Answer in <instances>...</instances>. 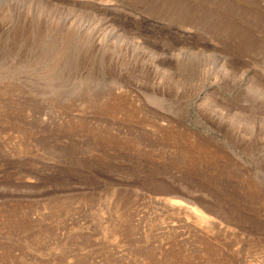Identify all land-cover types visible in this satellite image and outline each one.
I'll use <instances>...</instances> for the list:
<instances>
[{"label": "rangeland", "instance_id": "obj_1", "mask_svg": "<svg viewBox=\"0 0 264 264\" xmlns=\"http://www.w3.org/2000/svg\"><path fill=\"white\" fill-rule=\"evenodd\" d=\"M0 264H264V0H0Z\"/></svg>", "mask_w": 264, "mask_h": 264}, {"label": "bare ground", "instance_id": "obj_2", "mask_svg": "<svg viewBox=\"0 0 264 264\" xmlns=\"http://www.w3.org/2000/svg\"><path fill=\"white\" fill-rule=\"evenodd\" d=\"M203 217V216H202Z\"/></svg>", "mask_w": 264, "mask_h": 264}]
</instances>
